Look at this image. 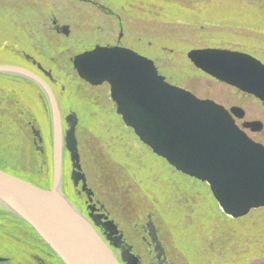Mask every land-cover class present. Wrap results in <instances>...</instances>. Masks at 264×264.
Returning <instances> with one entry per match:
<instances>
[{"label": "rangeland", "instance_id": "rangeland-1", "mask_svg": "<svg viewBox=\"0 0 264 264\" xmlns=\"http://www.w3.org/2000/svg\"><path fill=\"white\" fill-rule=\"evenodd\" d=\"M94 1L102 5L107 4L106 6L114 8L112 10L119 14L124 24L121 42L125 46L154 57L165 74L170 75L176 71L187 80L190 78L196 83L199 92H212L215 86L222 90L224 88L197 75L199 73L189 65L185 56L190 49L207 47L238 49L257 56L264 63V0ZM153 7L161 10L156 16L155 11L151 14ZM93 12L92 6L80 4L76 0H0V64L11 66L17 60L7 48L17 47L21 56V52H29L27 47L29 44L44 43V50L48 51L51 47L49 55L52 60L47 59L45 64L51 67L52 76L64 79L69 88L82 98L90 97L94 107L102 106V109L112 116L116 130L122 132L123 138L134 143L135 149L132 151L139 159L136 161L137 164L131 163L128 158H131L130 153H122L123 158H117L119 156L117 153L112 157L113 149L106 148L98 138L93 140L86 136L93 135L94 131L84 126L83 130L79 127L77 129L83 171L89 177L91 184L89 185L96 188L97 195L99 192L106 196L109 204L117 207L115 211L117 215H125L128 212L135 221L145 210L149 208L154 210L155 221L157 225L162 226L161 234L164 235L166 251L175 264H264V211L258 210L235 220L223 215L205 183L176 172L138 142L132 132L115 116L107 101V90L104 86L89 88L78 79L70 63L72 57L90 48L97 38V32L100 33L99 37L103 42L117 39L116 22H111L100 15H96V18L94 15L91 17ZM52 15L59 23L70 26L72 34L69 38L57 37L46 31ZM96 24L100 29L95 26ZM171 77L185 83L179 75ZM13 90L17 89L14 87ZM58 101L61 103L63 114L66 113L62 98ZM237 102L247 110L248 118L257 115L264 124V112L258 111L261 109L258 102L235 98L233 103ZM69 105L79 116L82 114L84 108L82 105L72 102ZM26 108L21 99L19 107L13 106V116L25 118L28 115ZM80 118L82 120V117ZM42 126L48 136L49 120H44ZM20 132L22 135L18 140L21 141L25 136L24 142L17 145L12 141L8 145V151L0 153V165L17 171L20 170L21 164H25L28 169L20 172L21 175L34 180L40 175L36 165L41 162L42 156H39L30 144L29 131L25 133L22 129ZM66 159L68 161L66 193L72 198L70 163L67 156ZM48 160L50 166L49 155ZM142 167L144 168L141 172ZM143 175L148 176L144 179ZM121 184L124 186L122 189L137 190V197L143 196V199L135 198L129 201L126 209L125 200L120 198L122 193H112L115 190L113 188ZM142 188L146 189L144 192L147 195H143ZM107 189H111L113 195L108 196ZM0 212H4L1 205ZM126 222L124 220V223ZM9 227L20 236L24 235L22 233L24 226L20 227L13 222ZM165 229L167 234H164ZM2 231L4 229L0 226V257H4L1 248L10 249L4 242L3 235H6V232L11 233ZM31 237V241L34 242V237L32 235ZM9 258L13 264H20L19 258L14 256Z\"/></svg>", "mask_w": 264, "mask_h": 264}, {"label": "water", "instance_id": "water-1", "mask_svg": "<svg viewBox=\"0 0 264 264\" xmlns=\"http://www.w3.org/2000/svg\"><path fill=\"white\" fill-rule=\"evenodd\" d=\"M60 33L68 36L69 27L62 26ZM186 57L195 68L264 105V64L254 56L229 49L197 48L190 49ZM71 64L77 76L90 86L107 84L123 124L175 171L205 183L224 215L235 220L264 209V145L236 125L234 118L244 117L238 107L227 110L168 83L152 60L129 48L96 45L73 56ZM0 72L30 78L42 88L52 127L50 189L0 169V205L29 226L62 264H120L61 191L60 156L64 146L73 187L81 183L89 201L92 196V190L86 191L74 116L66 118V135L60 138L58 107L49 86L21 67L0 65ZM242 127L260 131L262 123L245 121ZM31 133L37 146L42 137L33 126ZM106 218L102 226L112 235L119 233L114 222ZM150 233L152 241L157 242L153 227ZM121 237L117 235L114 242L120 248L121 262L140 264L130 254V247L121 246ZM6 261L0 257V264Z\"/></svg>", "mask_w": 264, "mask_h": 264}, {"label": "flooded vegetation", "instance_id": "flooded-vegetation-1", "mask_svg": "<svg viewBox=\"0 0 264 264\" xmlns=\"http://www.w3.org/2000/svg\"><path fill=\"white\" fill-rule=\"evenodd\" d=\"M76 1L83 3L87 6H92L95 13H97L98 15H100L104 18H107V20H109L111 22L115 21L116 22L115 24H117V27H118V34H117L116 40L103 42V39L101 40L99 37L100 33L97 32V35H96L97 38L93 41L92 46L89 49L93 48L95 45L115 46V45L119 44L120 46H125L121 42V39L123 37V28H124L123 20L121 19L119 14H116L114 12V10H112L114 8H111L110 6L108 7L106 5L99 4V3L95 2L94 0H76ZM49 19H50V25L47 27V31L51 32L57 36H62V34L60 33L61 27L66 25V24L59 23L58 20H56V18L54 16H52ZM93 22H95V21H93ZM97 28L100 29V26H98ZM120 33H122V36H121L120 41L118 42V36ZM70 34H72V33L70 31V26H69L68 36H66V37L63 36V37L68 38L70 36ZM125 47H127V46H125ZM34 50H35L34 52H36V53L42 52L41 46L34 48ZM21 53H22L21 56H20V53L15 54L17 60L15 61V63H12L11 65L21 67V68L25 69L26 71L32 73L34 76H36L41 81L46 83L49 86V88L51 89V91H57L58 96H60V98H61L62 97V89L57 87V80L55 77L48 78L46 76L45 73L47 72V69H45L44 66L42 65V64H44V62L41 60V58L35 56L34 54L30 55V54H27L25 52H21ZM154 62H155V65L157 66L158 70H160L159 62L156 61L155 59H154ZM39 64L41 65V67L38 66ZM1 65H5V64H1ZM197 75H199V76L201 75V77L203 76L204 77V78L202 77L203 79L207 78V80L212 82L214 85L221 86L224 89L223 90L218 89L215 86V89L212 92L203 93V92L198 91V87H197L196 83H193L190 78L188 80L187 79L184 80L185 83L176 82L174 80L170 81V82L190 91L195 96H197L201 99L213 100L214 102H216L220 105H223L226 109H229L231 107H241L239 105L240 103H238V102L236 104L233 103V100L235 98H237L238 100L244 99V100H248V101L255 102V103L258 102L252 96L241 93L232 87H229L225 84H222V83L216 81L215 79L211 78L210 76H208L206 74L199 73ZM85 85L89 88H93V87H90L88 84H85ZM14 87L17 90L14 91L13 90ZM56 98H57V96H56ZM21 99H22L23 103L27 106L26 109L28 111V115L25 118H22L20 116H17V117L13 116V113H14V111H12L13 106L16 105L17 107H19V105H21ZM32 106L37 108L39 110L38 112L40 114H41L40 111L42 109L45 112L44 117H46V120H47V116H46L47 100H46V96H45V93L42 90V88L36 82L32 81L30 78H27V77H24L21 75L1 73L0 72V125L2 124V126H0V135L5 136V137L0 136V140L2 141V146H4L5 148H8V145L5 144L6 137L8 136V134L14 135L15 128H16V126L14 125V122L18 120L17 123H21L19 131L21 128L25 131V133H26V131H29L30 136L32 138L33 149L37 150V148H39L38 151H40L42 154L45 153V146H44L45 142H44V140H42V142L40 144H38L37 146L34 145V143H33V136L31 133L32 132V126L34 127L35 130L39 131V133L43 139H44V132H43L42 127H41L42 117L40 118L39 115H38V117H36L34 114L31 113L32 109H34V107H32ZM259 106L261 109H258V111L261 110L264 112V105L260 104ZM39 118H40V120H39ZM234 120H235L236 125L240 129H242L252 140L264 145V124H263V121L261 120V118H259L257 115L253 118H248L247 113L245 112V117L243 119L234 118ZM245 121H259L262 123V129L260 131H252L249 128L242 127V125ZM4 131H6L7 133ZM9 139H12V138H9ZM12 140H14V139H12ZM88 187L92 190L94 189L89 185V183H88ZM80 189H81V183H79L77 187L73 188L72 196H75L78 199L83 201L82 204L85 205V208H84L85 210L87 208L89 209V211H88L89 213H85L84 211H81L84 216H86L88 214H92V217H94V218L99 217L100 222H103L105 220L103 217H107L106 220H112V221H114V223H117L116 218L113 215L112 211L108 210V208H107L109 203L101 202V200L99 199V197L96 196L95 193H94V196L92 197V202L86 203V199L84 198V193H82L80 191ZM80 208H81V206H80ZM149 209L150 210H148L145 214L140 215L141 217L138 219L137 222H135L136 224H132V227L128 228V229H130V232H128V233H129V235L132 234L135 236H138V233L140 234L139 242H140L141 247H139V248H141L142 250L145 249V253L147 254V256H149V259L147 261L148 264H175V262L172 260V258L169 256L168 252L166 251L164 244H162V243L157 244V242H154L151 239V236H150L151 227L153 226V231H154L156 229L155 227L157 225L153 219L154 212L152 211L151 208H149ZM0 214L7 217V218L9 217V215L6 214L5 212H3V213L0 212ZM125 215H126V217H131V215L128 214V212H126ZM125 215L121 214L118 216L121 219L122 217H125ZM9 224H8V226H9ZM96 226H97L96 227L97 232L100 235L104 236L103 239L106 240L105 230H104V227L102 226V224H98ZM20 227H22V226H20ZM118 228L120 229L119 224H118ZM22 231H23L22 233L24 234L22 237H24V239H26V240L28 239L29 241H31L30 237L32 235L34 237L33 238L34 242L33 241L32 242L33 243L39 242V240L26 227H23ZM123 234H124V236H126L125 233H123ZM157 235H158V232H157ZM29 241H28V243H30ZM105 243H107V245L110 246V248H111V245L109 242L105 241ZM111 249L113 250L116 258H118V260H119L120 256H119V252L117 251V249H114V248H111ZM155 250H157V251H155ZM54 259H55L54 256L49 251H47L44 255H42V257L40 255L34 257L33 263L34 264H53ZM6 260L7 261L4 262L3 264H13L12 261L10 260V258L7 257ZM119 262H120V264H123L121 262V260H119ZM141 264H145V263H143V261H142Z\"/></svg>", "mask_w": 264, "mask_h": 264}, {"label": "bare ground", "instance_id": "bare-ground-1", "mask_svg": "<svg viewBox=\"0 0 264 264\" xmlns=\"http://www.w3.org/2000/svg\"><path fill=\"white\" fill-rule=\"evenodd\" d=\"M151 9H152V13L151 14H153L154 11L155 12L157 11L156 13L154 12V15L155 16L158 14V12H161L160 9L159 10H157L156 8H151ZM162 11H164V10H162ZM79 14H80V12H79ZM93 15H94V18H96V15H98V14L93 12L91 14V17ZM167 18H169V17H167ZM175 18H173V19L175 20ZM162 19H165V18H162ZM173 19H171V20H173ZM96 20H98V19H96ZM154 20H157V19H154ZM166 20H170V19H166ZM101 21H102V19H101ZM43 24L45 25V23H43ZM95 26H98V24H96ZM71 33H72V31H71ZM57 37H60V36H57ZM115 46H120V45L117 44ZM120 47H125V46H120ZM93 48H91V49H93ZM227 49H229V48H227ZM9 50L10 49L7 48V51H9ZM229 50H235V51H237L238 49H229ZM34 51L35 50H33V53H28V54H30V55L31 54L33 55L34 54L37 57L42 56L41 60L44 62V64H42V65L44 66L45 69H47V72L45 73L46 76L48 78L55 77L56 80H57V87H59L60 89H62V97L61 98L63 100L64 110H66L65 111L66 113H64V114H63V112L61 110V103H59V101H58V100L61 99L60 96L58 97L57 91H51L52 94H53V96H54V98H55V100L57 101V103L59 105L58 108H60V109H58L60 126H61L60 135H59L60 138H65V135H66L65 134V132L67 130V125L65 123L66 118L68 116L69 117L70 116H74V119H75V122H76V126H75V137H76V140H77V148H78V155H79V159H80V164H81V157L82 156H81V152H80V140L77 139V129L79 127L80 130H83L84 126L87 127L88 129H92V131H94L93 132V135L92 134H86V136H90V138H92L93 140H95V138L96 139L98 138L101 143H104L105 144L106 148L113 149V154H111L112 157H114V155L117 153V154H119L118 157L116 156L117 158H123L122 153H124V154L130 153L131 154V158L130 157H128V158L131 160V163L137 164L136 161L139 160V159H138V157H135L134 156L133 151H132V149H135V146L133 145L134 143L132 144L129 139L123 138L122 137V134H121L122 132H118L116 130L115 126L113 125L114 123H113V120L111 118L112 116L109 115L108 112L104 111L102 109V106H99L98 107L96 105V107H94L92 105V101H91L90 97H83L82 98V96H80L79 94H77L73 89L69 88V86L67 85V82L64 79L60 78L59 76H57V77L54 76V75L52 76L51 67L48 64H45L47 59L52 60L50 58L51 56H45L43 54V52H37L36 53ZM84 51H86V49L83 50L82 52H84ZM258 60H260V59H258ZM188 62H189V65L194 69L195 72H199V73L205 74L201 70L195 68L193 66V64L189 60H188ZM70 63H71V61H70ZM38 66L41 67L40 64ZM173 70H174V68H173ZM162 73H164V72L162 71ZM176 74H177V72L176 71H173L172 73H170V75L167 74V75H165L163 77L166 78V79H170V78H172L171 76H175ZM189 77H190V74H189L188 78ZM107 92H109V91H107ZM56 96H57V98H56ZM46 100H47V98H46ZM81 100H82V102H81ZM70 102L76 103V104L78 103L79 105H82V107H84L83 108V112H82V114L80 116H79L78 112L74 108H72L71 105H69ZM32 107H34V106H32ZM238 108L242 112H244V117H245V112L247 113V110L244 107H242V108L241 107H238ZM38 111L39 110L34 107V109H32V112L31 113L34 114L36 117H38V115H39L40 118L42 117V119H43V120L41 119L42 124H43L44 120L45 121L49 120V126H50V129H52V127H51V119H50V109L48 107V102H47V108H46L47 120H46V117H44L45 116V112L41 109V111H40L41 114H40ZM80 117H82V120H81ZM40 118H39V120H40ZM17 122H18V120L14 122V125L16 126V128H15V137H14L15 142H17L18 139H19L18 137H20V135H22V133L19 131V127H20V124L21 123H17ZM20 130L22 131V128ZM42 130H44V129H42ZM4 132H6V131H4ZM47 137H49V135L47 136V133H46V138ZM78 137L80 138L79 134H78ZM9 138H11V136L8 134V136L6 137V140H5V144H7V145H10L12 143V141H10ZM78 141H79V143H78ZM46 144L48 145V149H45V156H42V158H41L42 160L46 159L48 157V155L52 159V150L50 148V143H46ZM66 156L69 157L67 151L65 150V148L63 146L62 155L60 156V162H61V174H60L61 175V181L60 182H61V184L65 188L62 189V191H65L66 190V186L65 185H66V179H67V172L66 171H67V162H68L67 159H66ZM120 156H122V157H120ZM138 156L140 158V155H138ZM106 158H107V156H106ZM68 160H69V158H68ZM107 161H108V158H107ZM41 162H43V161H41ZM69 163H70V161H69ZM123 163H125V161H123ZM46 164H47V162H45V163H43V164H41L39 166L38 172L40 173V175L38 177L39 178L41 177V178H40V185H38V187L47 190V189H50V185H51L52 169L50 168V180H49L48 179L49 178V176H48L49 175V167L45 166ZM50 166H52V161L51 160H50ZM45 167L47 168V171L46 172L43 171ZM143 168L144 167L141 168V172L143 171ZM70 172H71V170L69 171V173ZM82 173L85 175V178H86V184L85 185H86V191H87V189H90L88 187V183H89V180L88 179H89V177H88V175H86V173L83 171V169H82ZM42 175H44V178H42ZM146 176H148V175H143L144 179H146ZM69 178H70V176H69ZM125 182H126V180H125ZM147 186L149 187V184H147ZM122 188H124V186L121 184L120 186H117V187L113 188V189H115L117 191L113 190L112 193H114V192L122 193V194H120L121 195L120 198L125 200L124 207L126 209H127L128 205L130 204L129 201H132L135 198H137L139 200L143 199V196H142V198H138L137 197L138 196V191L137 190L131 189V188L130 189H122ZM90 190H92V189H90ZM107 190L109 191V194H107V193L106 194L108 196H110L112 194L111 193V189L110 190L107 189ZM144 190H146V189H143L142 188L141 189V192L143 193V195H147V193H145ZM80 191L82 193H84V198L86 199V203H91L92 202V197L94 196V193L96 194L97 197H99V199L101 200V202H103V203H109V201L106 198V196L101 195L99 192H98V195H97L96 188H94L91 191L92 192V196H91V200L90 201L88 200V196H87L86 192L82 191V189H80ZM105 198H106V200H105ZM70 199L74 202V204H72L69 200L68 201L73 205V207L76 206L75 209L77 210V212H79L84 217V219H86V221L92 226V228L96 231V233H98L97 230H96V227H97L96 225H98V224H104V223H106V221L104 220L103 222H100V220H99L100 218L99 217L94 218V217H92V214L86 215L87 217L84 216L81 211H84L85 213H89L88 212L89 209L88 208L86 210L84 209L85 208V205L82 204L83 201L80 200V199H78L75 196H72V198H70ZM80 206H81V208H80ZM107 208H108V210H111L112 211L113 215L116 218V222L120 225V229L122 231L118 228V224L117 223H114L116 225V228H117V230H118L119 233H117L116 235H112V234H110V232L108 230H106V228H104L106 240H104L103 239L104 236L100 235L99 233H98V236L103 241L109 242L110 245H111V248L117 249V251L119 252V256H120V259L119 260H121V251H120V248H118V247H116L114 245L115 237L117 235H121L122 236L120 238L121 246H124L126 248L127 247H130V254H132L134 257H137L138 262L140 264L142 263V261H143V263L148 264L147 261L149 259V256H147V254H145V249L142 250L141 248H139L140 247V242H139V239H140L139 236H140V234L138 233V236H135V235H132V234L129 235L128 232H130V229H127V227H131L132 224H136L135 222L138 221V219L141 216H139L138 218L136 217V220L135 221H134L135 218L132 217V216L131 217H122L120 219L119 216L115 213L116 208H117L116 206L114 208L113 207V204L111 205V203H110L107 206ZM148 210H150V209H148ZM147 211L145 210V212L142 213V214H145ZM152 211L154 212V210H152ZM153 219H154V222L156 223V221H155V215H153ZM124 220L127 221V222L124 223ZM110 221H112V220H110ZM12 222L16 223L17 225L19 224L22 227L24 226L23 224L16 222L13 217H8L7 218V217H5V216H3V215L0 214V226H1V228L4 229L5 232L6 231H10L9 233H11V234H8L6 232V235L5 234L3 235L4 242L7 243V245L10 247V249L9 248H6V247L1 248V250L4 252L3 253L4 254V257L5 258H7V257L9 258V256H14V257L20 259L18 261L20 264H22V263L23 264H32L34 257L39 256V255L42 257V255H44L48 251V249L45 248L46 245L42 241H39L37 243H33L32 241H29L27 239L30 242V243H28V241L26 239H24V237H21L22 235L20 236L17 232H14L8 226L9 223H10L9 225L12 226ZM156 225H157V223H156ZM27 227L31 230V228L29 226H27ZM155 228L156 229L154 230V233H155L154 236H155V238L157 240V243L158 244H161V243L164 244V241H163V236L164 235L161 234L162 226L157 225ZM166 230L167 229H165V233L164 234H167L166 233ZM4 231H2V232H4ZM157 232H158V235H157ZM123 233H125L126 236H124ZM7 234H8V236H7ZM105 244L107 245V243H105ZM164 246H165V244H164ZM108 248L112 252V254L114 255V257L116 258L115 254H114L113 250L110 248V246H108ZM165 248H166V246H165ZM145 259L147 261H145ZM116 260L119 262L118 258H116ZM122 263L125 264V262H122ZM53 264H61V261L59 259L57 260L55 258L53 260Z\"/></svg>", "mask_w": 264, "mask_h": 264}, {"label": "trees", "instance_id": "trees-1", "mask_svg": "<svg viewBox=\"0 0 264 264\" xmlns=\"http://www.w3.org/2000/svg\"><path fill=\"white\" fill-rule=\"evenodd\" d=\"M154 8V7H153ZM41 165V163H39V164H37L36 165V168L39 170V166ZM49 165V160H47V164L45 165V166H47V167H49V180H50V166H48ZM44 172H46L47 171V168L45 167L44 168V170H43ZM10 173L12 172V171H9ZM20 172H16V173H14V174H16V175H20V176H22V177H24L23 175H21V173L19 174ZM42 173V172H41ZM43 174V173H42ZM27 178V177H26ZM41 178V177H40ZM40 178L39 177H37V179H35L34 178V182H35V184L38 186V185H40ZM42 178H44V175H42ZM262 211H264V209H262V210H260V212H262ZM257 212V211H256Z\"/></svg>", "mask_w": 264, "mask_h": 264}]
</instances>
